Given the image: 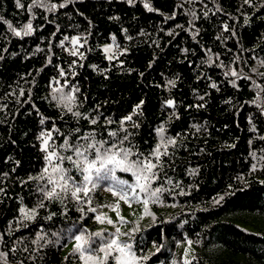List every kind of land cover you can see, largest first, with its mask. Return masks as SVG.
<instances>
[{"label":"trees","instance_id":"trees-1","mask_svg":"<svg viewBox=\"0 0 264 264\" xmlns=\"http://www.w3.org/2000/svg\"><path fill=\"white\" fill-rule=\"evenodd\" d=\"M74 36L83 47L71 44ZM112 42L117 57L109 60L102 45ZM74 47L83 58L71 54ZM54 95L74 96V111L88 119L73 117ZM262 109L264 0H0V252L7 253L0 264H82L76 235L97 251L111 241V225L123 215L112 209L118 197L106 190L110 182L61 203L43 199L38 186L46 179L29 177L47 164L42 132H52L49 143L61 151L65 137H122L127 116L134 152L151 153L160 128L176 143L167 146L149 192L164 190L155 200L137 190L139 200H149L147 211L143 205L137 229L119 242L129 241L142 264H172L177 243L186 240L195 247L188 264H264ZM63 167L81 183L68 161ZM116 175L135 183L129 172ZM21 208L38 214L25 219ZM114 255L107 264H115Z\"/></svg>","mask_w":264,"mask_h":264},{"label":"snow or ice","instance_id":"snow-or-ice-1","mask_svg":"<svg viewBox=\"0 0 264 264\" xmlns=\"http://www.w3.org/2000/svg\"><path fill=\"white\" fill-rule=\"evenodd\" d=\"M128 2L132 3L133 0H128ZM245 2H248V0H245ZM55 7V5L52 6L53 9ZM60 7H64V5H60ZM145 7L149 8V11L152 10L148 4H145ZM31 32L32 25L29 23L25 28L24 35H30ZM15 35L20 36L21 33L16 31ZM67 39L68 37H65V40ZM79 40V37H73L71 39V44L76 46L79 44ZM61 43L63 44V42ZM80 47H83V45L80 44ZM104 51L109 52L111 51V48L106 47ZM71 54L73 56L79 55L81 58H83V53H80L78 48L74 47ZM111 58L112 57H109V59ZM73 63L75 64V62ZM60 75H65L63 70H61ZM230 75L237 78H243L235 70H232ZM169 83L173 86L175 84L174 81H170ZM232 84L234 87L236 86L235 81H232ZM210 86L212 88L218 87L215 83H212ZM73 91L78 92L79 89L73 86ZM53 92H62V89L54 88ZM200 99L203 100V97H200ZM53 100H57L58 106H62L68 113H71L73 117L77 119H88L87 116L78 110L74 111L72 104V102L75 100L74 96L61 95L57 97L54 95ZM142 103L143 101H141V104ZM167 103L170 107H174V102L172 100H169ZM136 107L138 110L140 105H137ZM262 113H264V109H262ZM131 120L132 116H127L120 121V131L124 133L122 137L119 136L117 132H109L108 135L112 138L110 141L103 139L98 140L96 139V134L94 131L86 133L83 136H76L75 143L70 142V139L65 137L64 143L59 146L61 151H57L55 145L49 143L52 140V132H42L38 138L42 141L41 150L46 153L45 161L47 164L38 176L29 177V179L37 181L46 179L45 185L38 186V191L42 193L43 199H58L61 203H63L64 198H66L67 194L70 193L71 197L79 202L81 199V193H83L84 197H88L91 191H94L101 182L105 181L110 182V186L107 187L106 190L111 192L113 196L118 197V201H124L125 203H128L129 206H131L132 199L138 200L139 202V194L137 190H139L140 193H149L150 197L154 198V200L158 199V193H161L164 189L157 187L150 192L149 189L151 187V183L155 179L159 178V171L163 170L161 157L168 155L167 146H174L176 141L174 139L165 140L163 135L164 129L160 128L158 129V135L161 137V142L157 144L151 153L145 155L144 153L134 152L133 148L135 146L131 145V141L129 139L132 136V133L129 132L127 128L123 127L127 121ZM90 122L92 124H96L97 119L93 118ZM107 122L109 124L113 123L111 120H108ZM41 123H44V119H41ZM136 126L137 125L133 124V127ZM53 131L59 133V129H53ZM79 132L80 129L77 128L73 130V135ZM81 140L86 141L87 143H80ZM125 142H128L130 146L125 147ZM50 148L52 149L51 151H49ZM162 148L164 151H161ZM64 152H70L72 154L64 155ZM133 157H135V159H133ZM65 161H68L73 168L81 173L82 181L80 184H77L75 178L69 174L71 170L63 167ZM117 171L131 173L135 178V183L130 184L128 181L120 179L116 175ZM170 182L171 181H169V183ZM0 191H3V189H0ZM61 193H64L65 195L61 196ZM43 199L38 202V208L45 207ZM220 199H223V197H220ZM87 202L90 203V200ZM148 202V199H144L142 201V203L145 205V211H147ZM118 208L119 203L112 206L114 211H117ZM90 210L95 211L94 208ZM20 211L24 218L29 220L35 219L36 215L38 214L36 208L30 210L21 208ZM117 214L119 216L118 211ZM52 215H55V213H51L48 217H46V219H51ZM96 219L100 222H104L106 217L97 216ZM119 219L123 220V217H119ZM106 222L109 224L113 223L110 219ZM116 234V237L111 239L110 242L99 247L98 251L86 247L84 235H76L74 252L79 253V258L83 264H107L108 258L112 256L114 252L119 253V255H115L113 257L115 264H131L132 259L135 257L131 253L130 245L121 244L119 242V228L116 229ZM94 235L100 236L101 233H95ZM0 239H2V237H0ZM43 239V235H37V240ZM189 243L191 242L189 241ZM98 253H103V255L101 256ZM6 257L7 253L0 252V260L6 261Z\"/></svg>","mask_w":264,"mask_h":264},{"label":"rangeland","instance_id":"rangeland-1","mask_svg":"<svg viewBox=\"0 0 264 264\" xmlns=\"http://www.w3.org/2000/svg\"><path fill=\"white\" fill-rule=\"evenodd\" d=\"M74 37H77V36H74ZM80 44H81V42L79 41L78 45H80ZM106 47H110L111 51L105 52L104 49ZM115 48H116V46H115L114 42L105 43L102 45V51L106 55L107 59H109V57H112L111 59H109V60H112L115 57H117ZM117 203H119V208L117 211H118V213H121L124 218L121 221H118V220L114 221V224L111 225V229H112V232L115 233L114 237H116V235H117L116 229L119 228L120 229L119 240H127L129 238L128 235L131 232H133L135 229H137V226L135 224V220L142 217V215H143L142 211H143V205L144 204L142 203V200H139V202L137 201L135 204L131 201V206H129V204L125 203L124 201H116L114 205H116ZM117 211H115V212L117 213ZM73 243L75 244V240L73 241ZM121 244L130 245V250H131V253L133 254L132 248H131V243L129 241L121 242ZM126 251H127V249H126ZM152 251H154V248L152 249ZM194 252H195V247L192 244V242L189 243V240L177 243L175 254H174V262L172 264H177L178 261H182L184 264H188L191 261V259L193 258ZM98 254L101 256L103 255V253H98ZM113 254L119 255V253H115V252ZM134 257L135 258L132 259L131 264H142L140 262V260H138L136 258L135 255H134Z\"/></svg>","mask_w":264,"mask_h":264}]
</instances>
